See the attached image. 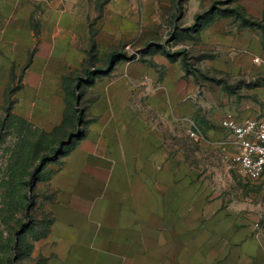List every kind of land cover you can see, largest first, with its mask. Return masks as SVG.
Segmentation results:
<instances>
[{"label": "crops", "instance_id": "crops-1", "mask_svg": "<svg viewBox=\"0 0 264 264\" xmlns=\"http://www.w3.org/2000/svg\"><path fill=\"white\" fill-rule=\"evenodd\" d=\"M180 3L0 0V104L19 85L15 115L69 147L51 163L53 218L34 246L48 264H264L255 221L169 144L200 98L181 55L158 40ZM244 9L261 19L264 0ZM233 41L211 67L250 70L259 59L264 70L260 33Z\"/></svg>", "mask_w": 264, "mask_h": 264}, {"label": "rangeland", "instance_id": "rangeland-1", "mask_svg": "<svg viewBox=\"0 0 264 264\" xmlns=\"http://www.w3.org/2000/svg\"><path fill=\"white\" fill-rule=\"evenodd\" d=\"M244 1L181 0L173 22L158 40L181 55L199 85L194 122H187L178 140L169 144L178 146L181 160L195 165L199 177L207 178L216 197L255 221L264 240V185L243 177L216 143L226 134L221 125L226 115L241 120L264 118V70L257 67L259 62H253L250 70L234 65L228 71L208 63L245 30L260 33L264 45V16H249ZM60 137L15 115L8 102L0 104V264H48L34 246L53 218L49 202L54 192L49 182L54 161L49 160L58 149L63 152L59 157L69 149L60 147Z\"/></svg>", "mask_w": 264, "mask_h": 264}, {"label": "built area", "instance_id": "built-area-1", "mask_svg": "<svg viewBox=\"0 0 264 264\" xmlns=\"http://www.w3.org/2000/svg\"><path fill=\"white\" fill-rule=\"evenodd\" d=\"M259 61L255 59L256 63ZM221 125L232 136L230 143L222 144L224 152L230 155L243 177L264 184V118L240 121L228 114ZM230 146L236 148L234 154L228 151Z\"/></svg>", "mask_w": 264, "mask_h": 264}, {"label": "trees", "instance_id": "trees-1", "mask_svg": "<svg viewBox=\"0 0 264 264\" xmlns=\"http://www.w3.org/2000/svg\"><path fill=\"white\" fill-rule=\"evenodd\" d=\"M255 23L257 24V25H259V26H262L258 21H255ZM253 24V25H256V24ZM263 27V26H262ZM112 62L113 61H115V60H117V58H116V56H112ZM19 87V85L18 86H14L11 90H9L8 91V95H9V100L7 101L9 104H11V106H12V101H11V99H10V97H11V94H12V92L15 90V89H17ZM80 116H79V121H80ZM80 124V123H79ZM51 135H56V134H58L57 132H53V133H50ZM78 135L79 136H82V131H78ZM62 141L59 143L60 144V147L62 146V147H64V145H67L66 144V142H65V139H61ZM59 147V148H60ZM62 154L63 152H62V148H60V149H58L56 152H55V156H54V158H51V160H49V161H57V159H58V156H57V154ZM59 155V156H60ZM29 186H30V188H31V192H32V190H33V188H34V186H33V184L32 183H30L29 184ZM52 222V221H51ZM51 224V223H50ZM49 228H50V226H49ZM49 231V230H48ZM48 233V232H47ZM47 233L45 234V235H43L42 237H40L38 240H40L41 238H43V237H45L46 235H47ZM37 240V241H38ZM45 259V258H44ZM46 260V259H45ZM47 263H48V261H47Z\"/></svg>", "mask_w": 264, "mask_h": 264}, {"label": "water", "instance_id": "water-1", "mask_svg": "<svg viewBox=\"0 0 264 264\" xmlns=\"http://www.w3.org/2000/svg\"><path fill=\"white\" fill-rule=\"evenodd\" d=\"M72 139H73V136L70 137V140H69V141H71ZM59 155H60V154L58 153L57 156L59 157Z\"/></svg>", "mask_w": 264, "mask_h": 264}]
</instances>
